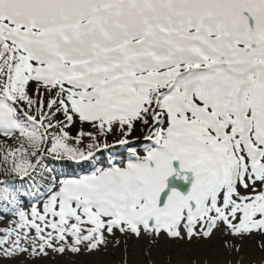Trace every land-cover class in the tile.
<instances>
[{
    "label": "snow or ice",
    "instance_id": "snow-or-ice-1",
    "mask_svg": "<svg viewBox=\"0 0 264 264\" xmlns=\"http://www.w3.org/2000/svg\"><path fill=\"white\" fill-rule=\"evenodd\" d=\"M0 165V264H264V0H0Z\"/></svg>",
    "mask_w": 264,
    "mask_h": 264
},
{
    "label": "rangeland",
    "instance_id": "rangeland-1",
    "mask_svg": "<svg viewBox=\"0 0 264 264\" xmlns=\"http://www.w3.org/2000/svg\"><path fill=\"white\" fill-rule=\"evenodd\" d=\"M8 219L9 218H0V227L6 226ZM256 257H257V259L259 258V253L256 254ZM53 259L60 260L62 262V264H67V262L69 260V257H68L67 254H65L64 257H56V258H53L51 256V254H50L49 257L46 258L45 260L41 261L40 264H52ZM76 259H77V262L79 264V262L83 259V257H77Z\"/></svg>",
    "mask_w": 264,
    "mask_h": 264
},
{
    "label": "trees",
    "instance_id": "trees-1",
    "mask_svg": "<svg viewBox=\"0 0 264 264\" xmlns=\"http://www.w3.org/2000/svg\"><path fill=\"white\" fill-rule=\"evenodd\" d=\"M0 167H2V165H0ZM0 178H2V171H0Z\"/></svg>",
    "mask_w": 264,
    "mask_h": 264
}]
</instances>
